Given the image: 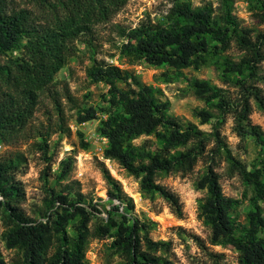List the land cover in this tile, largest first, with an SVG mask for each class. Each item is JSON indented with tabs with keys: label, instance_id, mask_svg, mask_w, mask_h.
<instances>
[{
	"label": "trees",
	"instance_id": "obj_1",
	"mask_svg": "<svg viewBox=\"0 0 264 264\" xmlns=\"http://www.w3.org/2000/svg\"><path fill=\"white\" fill-rule=\"evenodd\" d=\"M129 1L0 0V147L30 143L47 163L41 174L44 205L32 217L23 207L27 193L19 179L28 166L25 153L11 151L0 158L2 241L14 253L9 262L0 248V264H91L87 252L93 239L110 241L109 256L119 261L108 264H177L173 242L152 238L154 223L134 214L133 199L105 163L100 170L110 209L94 204L78 181H70L72 157L61 160L53 172L57 142L52 139L71 135V112L78 125L99 121L98 133L107 140L104 159L118 163L139 181L145 198H161L179 219L185 216L183 203L159 179L187 177L201 162L204 172L196 188L206 194L198 218L211 230L210 246L183 228L180 235L195 242L212 264L225 258L212 247L235 250L238 264H264V131L251 119L254 108L264 112V32L241 24L233 0H219L218 10L211 2L193 7L188 0H170L162 20L148 16L134 28L114 23ZM251 6L253 18L264 25V0H251ZM102 28L121 40L114 41L111 58L119 55L129 67L164 69L156 77L160 83L183 79L187 69L216 66L227 88L190 81L205 103L196 115L202 125L212 124V131L173 116L170 101L134 69L99 59ZM79 45L89 54L90 82L109 88L103 108L79 104L68 82L58 79L78 56ZM234 48L238 59L227 54ZM45 103V119L36 123ZM229 117L242 151L247 154L251 144L258 149L250 165L233 153L223 135ZM221 160L228 163L229 176H239L245 184L243 199L224 195L217 172ZM245 200L251 210L241 220Z\"/></svg>",
	"mask_w": 264,
	"mask_h": 264
},
{
	"label": "rangeland",
	"instance_id": "obj_2",
	"mask_svg": "<svg viewBox=\"0 0 264 264\" xmlns=\"http://www.w3.org/2000/svg\"><path fill=\"white\" fill-rule=\"evenodd\" d=\"M193 7L211 2L216 10L221 8L219 0H188ZM234 15L241 21V24L248 28H253L264 32V25H260L253 18L251 11V0H233ZM171 7L170 0H130L126 7L114 18V23L121 24L126 27H136L142 20L150 16L153 20H162L167 14V10ZM103 48L99 59H103L109 63H113L124 69H134L142 80V82L158 89L163 99L169 100L171 103V114L178 118L183 123L192 122L200 129L211 132L213 125H202L196 113L205 107L203 100L199 99L195 94L194 89L190 86V81L194 79L205 80L211 84L224 87L220 72L216 66L202 68L200 71L187 69L183 71L184 78L176 80L174 83H160L156 81L164 69H156L146 65H136L129 67L119 55L111 58V55L116 54L114 41H121L110 28H102ZM80 51L78 56L73 58L68 67L60 72L59 80L68 82L70 90L79 104L96 108L105 107V97L107 96L108 87L103 83L92 84L87 77L86 70L91 66L88 59L89 54L84 49L83 45H79ZM238 59L240 53L236 48L227 53ZM264 70V64H263ZM48 103V101H47ZM45 103L37 112L35 122L44 121L46 109L49 105ZM66 103V102H65ZM69 104L67 105V108ZM74 113V112H73ZM69 125L71 129L70 136L55 135L52 139V144H55L54 158L56 163L54 171H58V164L61 160L72 157L74 159V170L70 176V181H78L81 186V192L86 195L89 200H93L94 204L104 205L107 209L112 206L109 202L107 193V185L103 179L100 164L105 163L111 174L123 186L125 193L131 197L135 203L134 214L140 219H149L154 223L151 236L158 241H172L174 244L175 260L177 264H212L206 255L198 248L192 240L184 238L180 235L179 228H183L189 233L195 234L205 240L208 244L211 230L202 220L198 218L200 200L205 196L206 192L196 188V181L204 172L203 164L200 162L195 171L187 176L179 175L163 176L159 182L168 187L170 190L177 193L184 206L185 216L183 219L177 218L170 210L168 204L159 197L145 198L140 191V183L134 177H131L122 169L118 163L106 160L103 157L104 149L107 145V140L102 138L98 133L99 121H91L83 125H78L72 118V112ZM105 118L106 116H100ZM254 124L262 127L264 131V112L254 108L251 116ZM234 122L231 117L226 120L223 126V135L233 153L241 157L248 165L252 164L258 156V149L254 144L248 148V153L245 154L239 146V138L233 132ZM79 133H83V139ZM141 140L138 141L140 143ZM88 144V148L85 145ZM11 151H21L25 153L28 159L26 173L19 175V179L24 183L27 200L24 204L25 211L32 217H37L36 212L42 209L45 198L44 182L41 179L42 171L46 168L47 163L45 158L40 153L30 148L29 144H21L19 147H0V158ZM217 172L220 174V183L225 196L233 199H243L246 192V186L239 176L230 177L228 173V163L221 160L217 167ZM115 204H118L117 202ZM263 209H264V205ZM103 209V206H99ZM251 210V206L245 200L244 206L241 208L240 219L244 220L246 214ZM102 216H107L103 212ZM3 228L0 224V248L7 261L13 256V251H9L5 247V242L2 241ZM109 240L93 239L87 252V259L91 264H108L116 263L117 258H110L108 246ZM208 246H210L208 244ZM216 253L225 255L222 264H238V253L231 249L222 247H212Z\"/></svg>",
	"mask_w": 264,
	"mask_h": 264
},
{
	"label": "water",
	"instance_id": "obj_3",
	"mask_svg": "<svg viewBox=\"0 0 264 264\" xmlns=\"http://www.w3.org/2000/svg\"><path fill=\"white\" fill-rule=\"evenodd\" d=\"M250 169V168H249Z\"/></svg>",
	"mask_w": 264,
	"mask_h": 264
}]
</instances>
